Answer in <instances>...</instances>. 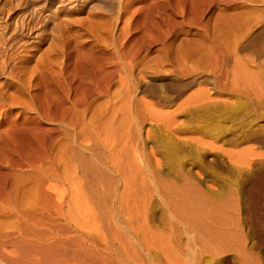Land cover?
Returning a JSON list of instances; mask_svg holds the SVG:
<instances>
[{
  "label": "bare ground",
  "instance_id": "bare-ground-1",
  "mask_svg": "<svg viewBox=\"0 0 264 264\" xmlns=\"http://www.w3.org/2000/svg\"><path fill=\"white\" fill-rule=\"evenodd\" d=\"M241 107L264 109V0H0V264H260L185 166Z\"/></svg>",
  "mask_w": 264,
  "mask_h": 264
},
{
  "label": "rangeland",
  "instance_id": "rangeland-1",
  "mask_svg": "<svg viewBox=\"0 0 264 264\" xmlns=\"http://www.w3.org/2000/svg\"><path fill=\"white\" fill-rule=\"evenodd\" d=\"M234 105L240 104L236 102ZM246 109L241 107L239 110H228V112H226V109H221L222 112L218 109L215 111V115L209 116L214 117L216 120L219 117V121L217 120L219 123L212 124L211 121L214 122V119L212 117L210 119L209 116H206L208 118H206L204 123L208 124L210 122V126L212 124L219 127L220 130L216 126L215 131L218 130L216 134H221L219 136L216 135L218 147H221L218 148L220 151L222 147H225L223 149L232 147L235 150L248 153V158L230 160L224 157V155L222 156V153L217 149L218 152L213 150V152L202 154V157L200 155L197 159H190L192 161H187L185 166L188 172L192 171L191 176L199 182L205 191L210 192L214 197L226 198L227 204L224 211L227 213H225L228 220L227 225L229 224L226 227H230L229 229L233 232L237 231L236 234L239 232L238 235L241 234L240 236L243 237L246 250L253 253L258 258L260 264H264V113L261 112L264 109L258 110L256 114ZM245 111L246 113H244ZM220 112L221 114H219ZM236 112L237 114L235 115L234 113ZM238 113L240 114L239 116ZM243 113L247 119L242 116ZM219 115L224 117L221 118ZM233 116L236 119H232ZM240 116L244 118L242 119ZM239 118L242 120H239ZM250 153L254 156H250ZM155 210L150 212L154 213L152 214V216L154 215V219H152L154 222L152 221V224L155 227H159L161 226V223H159L161 211L159 209ZM176 226L179 227V224ZM183 236V240H186L184 233ZM196 246L195 244V248L193 247V252L195 251L192 253L193 257L188 254L189 256L187 255L188 258H186L187 256L185 257L184 255L186 264H191V260L198 263L200 261L199 264H240L239 257L234 251L226 250L224 252L223 250L221 253H219L220 251L215 253L214 256L209 254V251H199V245L198 249ZM197 252L203 253L199 255ZM153 254H156L155 258L160 259V254L157 252ZM194 255L198 261L194 258ZM190 257L192 258L191 260Z\"/></svg>",
  "mask_w": 264,
  "mask_h": 264
}]
</instances>
